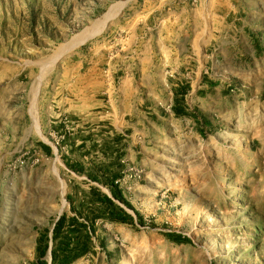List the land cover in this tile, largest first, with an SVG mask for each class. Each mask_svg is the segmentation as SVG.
Here are the masks:
<instances>
[{
    "label": "rangeland",
    "instance_id": "1",
    "mask_svg": "<svg viewBox=\"0 0 264 264\" xmlns=\"http://www.w3.org/2000/svg\"><path fill=\"white\" fill-rule=\"evenodd\" d=\"M123 6L170 48L154 49L143 112L90 134L53 124L57 67ZM180 84L191 115L176 117ZM114 157L142 223L97 219L92 252L72 264H264V0H0V264L35 263L69 194L89 184L110 194L68 164Z\"/></svg>",
    "mask_w": 264,
    "mask_h": 264
},
{
    "label": "crops",
    "instance_id": "2",
    "mask_svg": "<svg viewBox=\"0 0 264 264\" xmlns=\"http://www.w3.org/2000/svg\"><path fill=\"white\" fill-rule=\"evenodd\" d=\"M124 6L119 17H114L118 9L106 14L104 33L97 43L92 41L79 47L68 57L66 67H57V79L51 85V110L57 119L53 124L76 123L75 128L81 126L85 134H90L92 127L115 128L121 120L143 112L147 99L141 96V88L153 89L148 76L155 69L154 49L158 48L163 55L169 54L170 48L164 37L149 34L147 22L145 27L140 26L142 21L128 16ZM96 44L99 50L103 46L104 51L93 59L89 55L94 54ZM200 84L198 81L195 93ZM189 87L185 104L191 92Z\"/></svg>",
    "mask_w": 264,
    "mask_h": 264
},
{
    "label": "trees",
    "instance_id": "3",
    "mask_svg": "<svg viewBox=\"0 0 264 264\" xmlns=\"http://www.w3.org/2000/svg\"><path fill=\"white\" fill-rule=\"evenodd\" d=\"M189 89L187 84H180L173 88L172 112L174 116L191 115V111L185 104V95ZM43 147L49 152L48 146L43 145ZM116 157L108 164L94 163V170H88L82 164H68V168L73 172L79 175L85 174L91 182L107 186L110 194L104 193L99 186L90 184L87 190L81 189L80 197L75 192L69 194L67 196L68 212H63L55 220L51 229L40 231L36 242L37 257L34 264H48L44 257L49 249L50 264H72L92 252L94 224L97 219L132 226L136 222L142 223L141 217L136 216L135 218L127 210H133V207L119 188L118 180L123 165ZM166 236L176 243L189 240L176 233H167Z\"/></svg>",
    "mask_w": 264,
    "mask_h": 264
},
{
    "label": "bare ground",
    "instance_id": "4",
    "mask_svg": "<svg viewBox=\"0 0 264 264\" xmlns=\"http://www.w3.org/2000/svg\"><path fill=\"white\" fill-rule=\"evenodd\" d=\"M111 16H113V15H111ZM110 17V16H109ZM106 18H107V15H106ZM109 19V18H108ZM105 20L106 19H104V22H105ZM102 25V24H101ZM89 37V36H88ZM86 38V35L85 36H82V37H80V38H78L74 43H73V45H76V44H78V43H80V42H82V41H84V39ZM36 117V116H35ZM38 121V120H37ZM37 132L40 134V132L37 130ZM52 172H53V174H54V176L55 177H57L58 178V173H57V169H56V167L55 166H53L52 167ZM63 188V187H62ZM63 191V190H62Z\"/></svg>",
    "mask_w": 264,
    "mask_h": 264
},
{
    "label": "water",
    "instance_id": "5",
    "mask_svg": "<svg viewBox=\"0 0 264 264\" xmlns=\"http://www.w3.org/2000/svg\"><path fill=\"white\" fill-rule=\"evenodd\" d=\"M58 218V217H57ZM48 255H49V263L48 264H50V259H51V254H50V249L48 250V253H47Z\"/></svg>",
    "mask_w": 264,
    "mask_h": 264
},
{
    "label": "built area",
    "instance_id": "6",
    "mask_svg": "<svg viewBox=\"0 0 264 264\" xmlns=\"http://www.w3.org/2000/svg\"><path fill=\"white\" fill-rule=\"evenodd\" d=\"M36 162V161H35Z\"/></svg>",
    "mask_w": 264,
    "mask_h": 264
}]
</instances>
